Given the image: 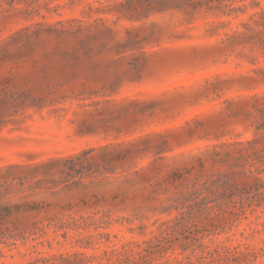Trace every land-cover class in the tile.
I'll list each match as a JSON object with an SVG mask.
<instances>
[{
	"label": "rangeland",
	"instance_id": "rangeland-1",
	"mask_svg": "<svg viewBox=\"0 0 264 264\" xmlns=\"http://www.w3.org/2000/svg\"><path fill=\"white\" fill-rule=\"evenodd\" d=\"M119 1L0 0V264H264V0Z\"/></svg>",
	"mask_w": 264,
	"mask_h": 264
},
{
	"label": "trees",
	"instance_id": "trees-1",
	"mask_svg": "<svg viewBox=\"0 0 264 264\" xmlns=\"http://www.w3.org/2000/svg\"><path fill=\"white\" fill-rule=\"evenodd\" d=\"M211 0H123L115 4L116 10L123 13L140 14L141 11H150L151 9H163L165 7H182V6H196Z\"/></svg>",
	"mask_w": 264,
	"mask_h": 264
}]
</instances>
